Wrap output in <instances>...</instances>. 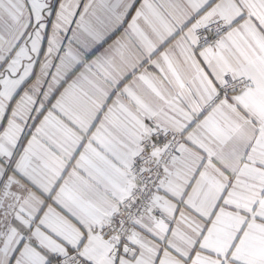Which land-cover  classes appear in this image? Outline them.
<instances>
[{"label":"snow or ice","instance_id":"obj_1","mask_svg":"<svg viewBox=\"0 0 264 264\" xmlns=\"http://www.w3.org/2000/svg\"><path fill=\"white\" fill-rule=\"evenodd\" d=\"M67 13L0 0V183L83 229L47 264H264V0Z\"/></svg>","mask_w":264,"mask_h":264},{"label":"crops","instance_id":"obj_2","mask_svg":"<svg viewBox=\"0 0 264 264\" xmlns=\"http://www.w3.org/2000/svg\"><path fill=\"white\" fill-rule=\"evenodd\" d=\"M46 2V0H45ZM194 4L196 0H188ZM70 14L76 0H64ZM25 9L24 15L28 16ZM39 191V190H37ZM16 205L7 237L0 246V264H47V257L63 253L77 240V230L82 226L75 218L61 217L60 210L52 205L41 209L40 201L34 196H20V189L15 186Z\"/></svg>","mask_w":264,"mask_h":264},{"label":"built area","instance_id":"obj_3","mask_svg":"<svg viewBox=\"0 0 264 264\" xmlns=\"http://www.w3.org/2000/svg\"><path fill=\"white\" fill-rule=\"evenodd\" d=\"M1 195V192H0ZM8 195V191H6L5 195H1L0 196V246L3 244V242L5 241L7 234L9 232V229L11 227L12 224V219L14 216V211L15 208L12 211H6L4 213L1 212L2 209V205L6 202L7 200V196ZM16 198L14 199V202L11 203V206H15L16 205ZM57 255H61V253H55L53 256H57Z\"/></svg>","mask_w":264,"mask_h":264},{"label":"rangeland","instance_id":"obj_4","mask_svg":"<svg viewBox=\"0 0 264 264\" xmlns=\"http://www.w3.org/2000/svg\"><path fill=\"white\" fill-rule=\"evenodd\" d=\"M6 191H8V197L6 202L2 205V209L1 212L4 213L5 210L6 211H12V208L14 210L15 206H11V203L14 202L15 197V185L9 184V185H3L2 183H0V192L1 195H5ZM0 195V196H1Z\"/></svg>","mask_w":264,"mask_h":264}]
</instances>
